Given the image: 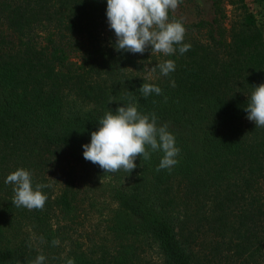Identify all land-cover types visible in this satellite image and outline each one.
I'll use <instances>...</instances> for the list:
<instances>
[{"label":"trees","instance_id":"1","mask_svg":"<svg viewBox=\"0 0 264 264\" xmlns=\"http://www.w3.org/2000/svg\"><path fill=\"white\" fill-rule=\"evenodd\" d=\"M228 1L242 11L237 29L224 25V0H212L210 20L170 11L191 48L164 56L117 51L107 0H0V264L41 254L44 264H143L147 238L164 264H264V128L245 111L264 83V40L245 0ZM168 59L174 72H149ZM143 83L162 93L143 98ZM129 103L155 113L180 153L171 171H156L162 152L137 157L129 186L109 182L111 206L84 187L103 170L82 146ZM20 168L34 189L51 185L43 210L12 204L5 180Z\"/></svg>","mask_w":264,"mask_h":264},{"label":"clouds","instance_id":"2","mask_svg":"<svg viewBox=\"0 0 264 264\" xmlns=\"http://www.w3.org/2000/svg\"><path fill=\"white\" fill-rule=\"evenodd\" d=\"M181 3L182 0H107L106 16L109 28L115 33V49L142 55L151 46L152 53L164 56H172L177 50L184 54L191 48L190 44L184 43L186 28L181 21L169 19V12H175ZM157 67L163 76H168L175 71L176 64L168 59L151 71ZM172 86H175L174 81ZM139 91L143 98L162 93L159 86L151 83H143ZM245 111L246 118L254 122L255 127L264 128V83L255 86ZM98 123V130L91 133L90 143L82 146L83 157L105 173L123 170L131 174L137 167V157L148 160L151 153L158 151L163 156L156 171H171L178 163L180 149L176 146L175 136L166 124L158 125L155 113L142 114L134 103H129L118 107L115 113H105ZM5 183L14 186L12 204L17 208L44 209L48 196L41 189L51 187L50 184L37 183L34 189L32 173L24 168L10 173ZM59 243L58 239L52 241L54 246ZM45 261L46 257L41 254L33 264H44ZM66 264H75V261L70 258Z\"/></svg>","mask_w":264,"mask_h":264},{"label":"rangeland","instance_id":"3","mask_svg":"<svg viewBox=\"0 0 264 264\" xmlns=\"http://www.w3.org/2000/svg\"><path fill=\"white\" fill-rule=\"evenodd\" d=\"M245 2L247 8L252 13H254L257 26L259 27L262 39L264 40V0H245ZM223 5L224 13L226 15L224 18V25L227 29H237L242 17V11L240 7H238V4L236 3H229L228 0H224ZM172 13L177 15L184 22H195L200 19L210 20L213 16L212 0H182V3L179 5L176 11ZM149 72L152 74L151 70H149ZM117 173L105 174L104 171L97 172L96 175L98 177V181L96 183L93 182L92 184L94 178L88 181L86 179L83 182L84 187H91V194L93 197L101 198L103 203H108L112 206V203L109 202V199H106L109 182L117 183L119 186H129L132 183L131 174H128L123 170ZM90 216L91 214H89L88 217ZM98 217V213L91 216L93 219L97 218L96 221L98 220ZM86 219L87 217L84 219V226H87L89 224L88 221L92 220ZM143 241H145L142 242L144 244V250L141 252L143 264H164L158 243L152 238L143 239Z\"/></svg>","mask_w":264,"mask_h":264}]
</instances>
